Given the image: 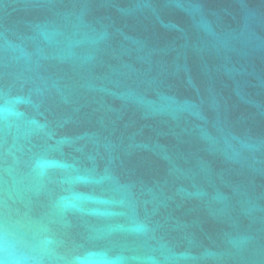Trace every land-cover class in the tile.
<instances>
[{
    "label": "water",
    "instance_id": "obj_1",
    "mask_svg": "<svg viewBox=\"0 0 264 264\" xmlns=\"http://www.w3.org/2000/svg\"><path fill=\"white\" fill-rule=\"evenodd\" d=\"M0 264H264V0H0Z\"/></svg>",
    "mask_w": 264,
    "mask_h": 264
}]
</instances>
